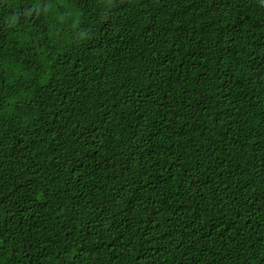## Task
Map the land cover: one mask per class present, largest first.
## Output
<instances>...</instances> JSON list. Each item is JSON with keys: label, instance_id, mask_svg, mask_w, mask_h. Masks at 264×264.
I'll return each instance as SVG.
<instances>
[{"label": "trees", "instance_id": "1", "mask_svg": "<svg viewBox=\"0 0 264 264\" xmlns=\"http://www.w3.org/2000/svg\"><path fill=\"white\" fill-rule=\"evenodd\" d=\"M0 264H264V0H0Z\"/></svg>", "mask_w": 264, "mask_h": 264}]
</instances>
